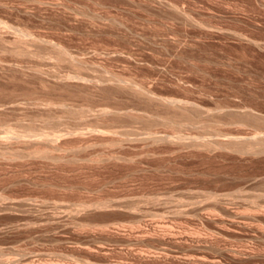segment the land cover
I'll list each match as a JSON object with an SVG mask.
<instances>
[{
    "label": "rangeland",
    "instance_id": "rangeland-1",
    "mask_svg": "<svg viewBox=\"0 0 264 264\" xmlns=\"http://www.w3.org/2000/svg\"><path fill=\"white\" fill-rule=\"evenodd\" d=\"M0 20V264H264V147L201 144L264 136V0H0Z\"/></svg>",
    "mask_w": 264,
    "mask_h": 264
},
{
    "label": "bare ground",
    "instance_id": "bare-ground-1",
    "mask_svg": "<svg viewBox=\"0 0 264 264\" xmlns=\"http://www.w3.org/2000/svg\"><path fill=\"white\" fill-rule=\"evenodd\" d=\"M1 22H3V21L0 20V24H1ZM5 24H6V23H5ZM19 32L22 34V36L19 35V36L22 37V38H23V36H27V35L30 34L28 28H27V30H26V29H23V28H22V29L19 28ZM0 33H1V32H0ZM1 34H2V33H1ZM31 34H32V33H31ZM2 35H3V34H2ZM3 37H4V36H3ZM27 37H28V36H27ZM1 39H2V36H1ZM3 39H4V38H3ZM17 39H18V38H17ZM17 39H16V40H17ZM25 39H26V38H25ZM19 40L21 41L20 38H19ZM26 40H27V39H26ZM26 40L23 39L24 43L26 42ZM23 41H22L21 43H23ZM0 42H1V40H0ZM16 43H19V42L16 41ZM21 43H20V44H21ZM21 45L23 46V44H21ZM19 46H20V45H19ZM24 46H25V44H24ZM55 46H56V45H55ZM59 46H60V45H59ZM59 46H58V44H57L56 49L58 48V49L60 50V52H61L63 55H62L61 53H60V54H61L62 56H64V57H65V55L67 56L69 53L67 52L66 49H64L65 47L62 48V47L60 46V48H59ZM17 48H18V47H17ZM17 48H15V50H17ZM58 49H57V51H58ZM18 50L20 51V49H18ZM28 51H29V53H30L32 50H31V51L28 50ZM21 52L23 53V50H21ZM58 52H59V51H58ZM31 53H32V52H31ZM32 54H33V53H32ZM32 54H31V55H32ZM61 55H60V56H61ZM62 56H61V57H62ZM12 68H13V67H12ZM13 69H14V68H13ZM13 69H12V70H13ZM7 70H8V69H7ZM14 70H15V69H14ZM10 71H11V70H10ZM39 71H40V70H39ZM37 72H38V71H37ZM37 72H36V73H37ZM41 72H42V71H41ZM38 73H39V72H38ZM42 73H43V72H42ZM21 74H22V73H21ZM25 74H26V73H25ZM27 75H28V74H27ZM27 75H26V76H27ZM37 76H38V75H37ZM39 76H40V75H39ZM67 76H68V75H67ZM35 77H36V76H35ZM57 77H58V76H57ZM62 77H63V76H62ZM62 77H60V78L62 79ZM65 77H66V76H65ZM65 77H64V78H65ZM80 77H81V76H80ZM60 78H59V79H60ZM78 78H79V76H78ZM82 78L84 79V76H82ZM59 79H58V80H59ZM115 79H117V80H116L117 82L114 84V86H116V84H118V86H120V88L122 87V88H121L122 90H124V89L127 88V89H128V92H129V90H130L131 93L134 92V94H135V93H136V94L141 93V94H138L139 96H140V95L142 96V94L144 93L143 95H145L146 98H147V96H148L149 99H151V98L156 99V98L158 97L157 100H156V102L158 101V104H159V102H160V104H162V105H164V106H166V107H167V106H168V107H169V106H170V107H175V108L180 109V110H186V109H190V108H193V107H194V105H191L192 103H191V104H190V103L188 104L187 102H184V100H183V101H179V100L173 99L172 97H171V99H168V98H161L160 96H157V97L155 98V95H154V97H152V96H153L152 94L150 95V96H151V97H150V96H149V94H150L149 91H148V92H147V91H146V92H145V91L143 92V90H144L145 88L148 90L147 87H145V88L142 87V88H144V89L142 90L141 88L136 87V85H134V84H130L131 82L128 83V82H125V80H123V79H121V80L118 79V78H115ZM63 80H64V79H63ZM86 80H87V78H86ZM122 80H123L124 82H122ZM61 81H62V80H61ZM79 81H80V80H79ZM91 81H92V79H91ZM91 81H90V82H91ZM93 81H94V80H93ZM96 81H98V80H96ZM63 82H66V81H63ZM63 82H62V84H63ZM83 82H85V81H83ZM83 82H82V83H83ZM90 82H89V84H90ZM100 82H101V81H100ZM100 82H99V83H100ZM44 83H45V81H44ZM53 83H54V82H53ZM86 83H88V81H87ZM111 83H112V82H111ZM111 83H110V84H111ZM113 83H114V82H113ZM113 83H112V86H113ZM62 84H61V85H62ZM89 84H88V85H89ZM91 84H92V83H91ZM93 84H94V83H93ZM100 84H103V82L100 83ZM100 84H97V85L99 86ZM106 84L110 85L108 82H107ZM53 85H54V84H53ZM59 85H60V84H59ZM61 85H60V86H61ZM64 85H65V83H64ZM64 85H63V86H64ZM66 85H67V82H66ZM88 85H87V86H88ZM97 85H96V86H97ZM54 86H55V85H54ZM94 86H95V85H94ZM101 86L104 88L103 85H101ZM101 86H100V87H101ZM118 86H117V87H118ZM91 87H93V85H92ZM100 87H99V88H100ZM106 87H107V86H106ZM106 87H105V88H106ZM109 87H110V86H109ZM93 88H94V87H93ZM93 88H92V89H93ZM103 88H102V89H103ZM112 88L114 89L115 87H111V89H112ZM123 88H124V89H123ZM97 89H98V88H97ZM100 89H101V88H100ZM106 89H107V88H106ZM106 89H105V90H106ZM108 89H109V88H108ZM121 89H120V90H121ZM146 89H145V90H146ZM122 90H121V91H122ZM149 90H150V89H149ZM102 91H103V90H102ZM109 91H111V90H109ZM113 91H114V90H113ZM125 91H126V90H125ZM91 92H92V91H91ZM103 92H104V91H103ZM103 92H102V93H103ZM114 92H115V91H114ZM123 92H124V91H123ZM106 93H107V92H106ZM145 93H147L148 95H146ZM98 94H99V93H98ZM100 94H101V93H100ZM141 96H140V98H141ZM159 97H160V98H159ZM162 97H163V96H162ZM169 98H170V97H169ZM147 100H148V99H147ZM151 100H152V99H151ZM181 100H182V99H181ZM149 101H150V100H149ZM185 101H186V100H185ZM153 102H154V101H153ZM19 103H21V102H18L17 105H22V104H19ZM14 104H15V103H14ZM23 104H24V103H23ZM29 104H30V103H29ZM35 104H36V103H35ZM37 104H38V103H37ZM10 105H11V104H10ZM12 105H13V104H12ZM12 105H11V106H12ZM24 105H25V104H24ZM30 105H31V104H30ZM0 106H1V105H0ZM2 106H3V105H2ZM25 106H26V105H25ZM37 106H38V105H37ZM37 106H36V107H37ZM42 106H43V105H42ZM47 106H48V105H47ZM47 106H46V107H47ZM50 106H51V105H50ZM19 107H20V106H19ZM21 107H22V106H21ZM26 107H27V106H26ZM26 107H25V108H26ZM38 107H39V106H38ZM38 107H37V108H38ZM43 107H44V109H45V106H43ZM166 107H165V108H166ZM195 107H196V106H195ZM2 108H3V107H2ZM2 108H0V109H2ZM4 108H6V106H4ZM4 108H3V109H4ZM7 108H8V107H7ZM15 108H16V107H15ZM25 108H22V109H25ZM33 108H35V107H33ZM40 108H41V107H40ZM40 108H38V109H40ZM161 108H162V106H161ZM165 108H164V109L162 108V109L165 110ZM19 109H20V108H19ZM30 109H31V107H30ZM35 109H36V108H35ZM50 109H51V108H50ZM101 109H102V108H101ZM101 109H100V110H101ZM167 109H169V108H166V110H167ZM173 109H174V108H173ZM177 109H176V110H177ZM45 110H47V108H46ZM83 110H84V109H83ZM88 110H89V109H88ZM100 110H98V111L100 112ZM166 110L164 111V113L166 112ZM169 110H170V109H169ZM169 110H168V113L170 114V112H172V111L170 110V112H169ZM191 110H192V109H191ZM6 111H7V110H6ZM86 111H87V109H86ZM188 111H189V110H188ZM4 112H5V111H4ZM79 112H80V111H79ZM84 112H85V111H83V113H84ZM105 112H106V109H102L101 112H100V114H102V113L105 114ZM129 112H130V111H129ZM129 112H128V113H129ZM178 112H179V111L177 110L176 113H178ZM186 112H187V111H183V113H186ZM120 113H121V112H120ZM128 113H127V114H128ZM173 113H175V112L173 111ZM173 113H172V115H174ZM188 113H190V111L187 112V114H184V116H187ZM79 114H80V113H79ZM129 114H131V113H129ZM165 114H167V113H165ZM81 115H84V114H81ZM138 115H139V114H138ZM167 115H168V114H167ZM167 115H166V116H167ZM170 115H171V114H170ZM178 115H179V114H176L177 117H178ZM189 115H190V114H189ZM189 115H188V116H189ZM97 116H98V113H97ZM99 116H100V115H99ZM105 116H106V114H105ZM105 116L102 115L101 117H102V118H103V117L105 118ZM132 116H134V117L136 118L135 113H134ZM166 116H165V118H166ZM176 116H175V117H176ZM181 116H182V118L184 117L182 114H181ZM101 117H99L98 119H101ZM160 117H161V115H160ZM168 117H169V116H168ZM104 118H103V119H104ZM138 118H139V116H138ZM141 118H142V117H141ZM179 118H180V117H179ZM106 119H108L107 116H106ZM109 119H110V117H109ZM163 119H164V117H163ZM173 119H174V118H173ZM179 122H180V120H179ZM29 125H30V124H29ZM31 126H32V125H31ZM31 126H29V127H25V128L22 127L21 130H20V129H19V130H16L14 127L8 125V126L6 127V130H7V133H11V134H13V135H16V136H17L16 138H20L21 140H22V137L27 136V135H28V136H27L26 140H28V137H30V136H31V137L34 136V137H33L34 139H36V137H37V139L39 138L40 141H41V138H44L45 140L49 141V144L52 143L50 146H49V144H48L49 147H51V146L54 144V141H55V143H56V141L58 140V139L56 140V138L62 137V136L64 135V134L62 135V133H60L61 136H60V134H59V137H57L58 135H57V133H56L54 130H53V131H46V130L42 129V128L39 127V126H38V127H36V126H35V127H31ZM23 128H24V129H23ZM94 131H95V133H97L98 130H97V131L94 130ZM94 131H93V132H94ZM101 131H103V130H101ZM101 131L99 130L100 133H98V134H101V133H102ZM69 132H70V131H69ZM72 132H73V131H72ZM72 132H71V133H72ZM105 132H106V131H105ZM80 133L82 134L83 132H80ZM81 134H80L79 136H81ZM102 134H103V133H102ZM145 134H147V133H145ZM35 135H36V137H35ZM37 135H38V136H37ZM56 135H57V136H56ZM94 135H95V134H94ZM254 135H255V134H254ZM254 135H252V136H243V135L240 136V135H237V136H231V137H229V138H227V139H220V140H217V139H216V140H212V141H211V140H208V141L206 140V141L202 142L201 144H212V143H218L219 146H220V144H221V145H226V146H230V145H238L240 148H241V147L244 148L245 151H246V149H249V150H251V149L254 150L255 148L258 149V146H259V147H264V136H263V135H255V136H254ZM0 136H1V135H0ZM5 136H6V135H5ZM9 136H10V135H9ZM75 136H76V135H75ZM96 136H97V135H96ZM101 136H102V135H101ZM101 136H100V137H101ZM106 136H108V135H106ZM179 136H181V135H178L177 137H179ZM1 137H4V136L2 135ZM1 137H0V138H1ZM100 137H99V138H100ZM103 137H104V136H103ZM103 137H102V138H103ZM108 137H109V136H108ZM115 137H116V136H115ZM117 137L119 138V136H117ZM168 137H170V136H168ZM168 137H167V135L165 136V135H158L157 133H156V134H154V133H150V134L147 135V136L145 135V137H143V138H144L145 141H147V142H148V140H149V141H150V140H151V141H152V140L155 141V140H158V139H161V140H162V138H163V139L166 138V139H167V142H168L169 140H171V139H170L171 137H170V138H168ZM182 137H183V136H182ZM5 138H6V137H5ZM5 138H4V139H5ZM33 138H32V140H33ZM135 138H136V137H135ZM135 138H134V139H135ZM143 138H142V139H143ZM180 138H181V137H180ZM180 138H179V140H176V139H178V138H176V139L174 138V139H175L176 141H180L179 143H182V141H181L182 138H181V139H180ZM185 138H186V137H185ZM1 139H2V138H1ZM4 139H3V141L6 140V139H5V140H4ZM37 139H36V140H37ZM39 139H38V141H39ZM103 139H104V138H103ZM119 139H120V138H119ZM136 139H137V138H136ZM138 139H139V138H138ZM142 139H141V141H142ZM144 139H143V140H144ZM193 139H194V138H193ZM193 139H191V141L188 140V141H186V142H189V141H190L189 144L191 145V142L193 141ZM202 139L204 140V138H202ZM218 139H219V138H218ZM18 140H19V139H18ZM36 140H35V141H36ZM59 140H60V139H59ZM183 140H184V139H183ZM3 141H2V142H3ZM106 141H108V140H106ZM154 141H153V142H154ZM176 141L174 142V140H173L172 142L176 143ZM2 142H1V143H2ZM28 142H31V140L28 141ZM32 142H33V144H32V143H31V144H32V145H35V144H34V140H33ZM58 142H59V141H58ZM153 142H152V143H153ZM155 142H156V141H155ZM159 142H160V141H159ZM184 142H185V141H184ZM5 143H6V141H5ZM23 143H25V142H23ZM120 143H121V142H120ZM143 143H144V142H143ZM192 143H193V144L195 143V145L197 144V142H194V141H193ZM27 144L30 145V143H27ZM39 144H40V142H39ZM39 144H38V145H39ZM117 144H118V143H117ZM148 144H149V142H148ZM182 144H183V143H182ZM182 144H181V145H182ZM187 144H188V143H187ZM199 144H200V143H199ZM201 144H200V145H201ZM0 145H1V144H0ZM4 145H5V144H4ZM4 145H3V146H4ZM36 145H37V144H36ZM55 145H57V144H54V145H53L54 147H53V146H52V147L55 148ZM58 145H59V144H58ZM177 145H178V142H177ZM179 145H180V144H179ZM213 145H214V144H213ZM215 145H216V144H215ZM182 146H183V145H182ZM38 147H39V146H38ZM52 147H51V148H52ZM56 147H58V146H56ZM239 147H238V148H239ZM35 148H36V147H35ZM208 148H209V147H208ZM223 148H225V147L223 146ZM240 148H239V149H240ZM260 149H261V148H260ZM262 149H263V148H262ZM39 151H41V149H37V148H36L34 152L36 153V152H39ZM32 152H33V151H32ZM63 155H64V154H63ZM57 157H58V156H57ZM63 157H64V156H63ZM58 158H59V157H58ZM67 158H68V157H67ZM67 158H65V159H67ZM68 159H69V158H68ZM20 201H21V200H20ZM101 201H102V200H101ZM104 201H105V200H103V202H101V206H102V203H104ZM21 203H23V202L21 201ZM21 203L19 202V205H20ZM25 203H26V202H25ZM98 203H99V202H98ZM26 204H27V203H26ZM99 204H100V203H99ZM103 205L105 206V204H103ZM21 206H22V204H21ZM27 224H28V223H27ZM23 225H24V224H23ZM28 225H29V224H28ZM25 226H26V225H25ZM27 227H29V226H27ZM148 258H149V257H148ZM154 259H155V258H154ZM7 261H8V260L5 261V264H7V263H6ZM8 263H9V262H8ZM140 264H141V263H140ZM142 264H143V263H142Z\"/></svg>",
    "mask_w": 264,
    "mask_h": 264
}]
</instances>
